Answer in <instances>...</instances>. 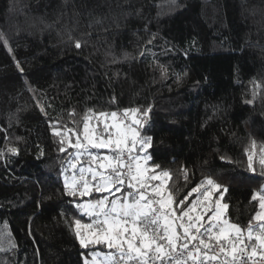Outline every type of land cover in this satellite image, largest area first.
I'll list each match as a JSON object with an SVG mask.
<instances>
[{"label": "trees", "instance_id": "16d2710c", "mask_svg": "<svg viewBox=\"0 0 264 264\" xmlns=\"http://www.w3.org/2000/svg\"><path fill=\"white\" fill-rule=\"evenodd\" d=\"M149 106V164L171 173L174 200L187 208L212 179L227 218L254 222L264 0H0V264H84L107 250L79 245L74 220L90 221L75 204L102 195L66 194L75 150L60 151L51 125L74 140L92 112Z\"/></svg>", "mask_w": 264, "mask_h": 264}, {"label": "snow or ice", "instance_id": "6c2138e0", "mask_svg": "<svg viewBox=\"0 0 264 264\" xmlns=\"http://www.w3.org/2000/svg\"><path fill=\"white\" fill-rule=\"evenodd\" d=\"M80 46L75 42L76 48ZM256 95L254 90L253 100ZM150 112V106L125 109L122 114L92 112L84 118L82 134L76 133L74 140L69 134L73 129L62 131L51 125L60 151L75 150L69 163L71 178L67 170L64 177L66 194L74 198L91 197L93 192L102 195L75 204L90 221L74 220L81 248L102 245L107 249L93 251L84 264H264V195H259L260 210L246 228L226 217L229 205L221 201L227 188L212 179L206 183L217 191L222 189L215 206L206 204L211 198L208 193L184 210V201L176 202L167 190L171 173L157 172L158 164L149 165L152 137L142 135V130ZM93 117L97 126L90 124ZM7 152L19 154L15 147ZM3 156L0 153V158ZM85 157L87 166L78 168ZM198 204H205V213L193 214ZM207 213L211 215L205 220Z\"/></svg>", "mask_w": 264, "mask_h": 264}, {"label": "built area", "instance_id": "2783aa9c", "mask_svg": "<svg viewBox=\"0 0 264 264\" xmlns=\"http://www.w3.org/2000/svg\"><path fill=\"white\" fill-rule=\"evenodd\" d=\"M104 152H105V150L101 151V154H104ZM81 166H87V158L86 157L85 158H82V162H81L80 165H78V168L81 167ZM66 170H67V174L69 175V178H71L72 170L69 168V165L67 166ZM65 174H66V171H65ZM153 183H159V182L158 181H153ZM199 189H200V191L196 193V196L193 199V201L191 202V204L188 205V207L185 208L184 210H187L188 208H190L192 206V204L197 203L198 200H202L203 196L204 195H207L208 193H211V198H210L209 201L206 202V204L207 205H210V206H215V202H214L215 198H214V194L212 192V186H210V185H203ZM221 202L224 203V201H221ZM205 212H206L205 204H198L197 209H196V212L193 213V214L205 213ZM210 215H211V213H207V215H205V220H207ZM226 217H227V214H226ZM256 259L258 260V258H256Z\"/></svg>", "mask_w": 264, "mask_h": 264}, {"label": "rangeland", "instance_id": "374dc122", "mask_svg": "<svg viewBox=\"0 0 264 264\" xmlns=\"http://www.w3.org/2000/svg\"><path fill=\"white\" fill-rule=\"evenodd\" d=\"M120 114H122V113H120ZM148 154V153H147ZM150 165V164H149ZM259 195H264V186H263V188H262V192H260V193H258L257 194V196L259 197ZM118 196V195H117ZM100 198H102V196H100ZM100 198H96V199H100ZM88 200H90V199H88ZM87 201V200H86ZM222 203V202H221ZM107 250H100V249H98L97 250V252H101V253H103V252H106Z\"/></svg>", "mask_w": 264, "mask_h": 264}, {"label": "crops", "instance_id": "0c3cea01", "mask_svg": "<svg viewBox=\"0 0 264 264\" xmlns=\"http://www.w3.org/2000/svg\"><path fill=\"white\" fill-rule=\"evenodd\" d=\"M90 124H91L92 126H97L96 120H91V121H90Z\"/></svg>", "mask_w": 264, "mask_h": 264}]
</instances>
